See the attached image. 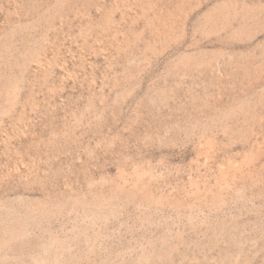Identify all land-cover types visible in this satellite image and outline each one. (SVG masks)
<instances>
[{"label": "rangeland", "instance_id": "obj_1", "mask_svg": "<svg viewBox=\"0 0 264 264\" xmlns=\"http://www.w3.org/2000/svg\"><path fill=\"white\" fill-rule=\"evenodd\" d=\"M0 264H264V0H0Z\"/></svg>", "mask_w": 264, "mask_h": 264}]
</instances>
